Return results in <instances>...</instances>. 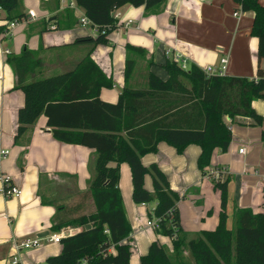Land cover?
Returning <instances> with one entry per match:
<instances>
[{
  "label": "crops",
  "instance_id": "obj_1",
  "mask_svg": "<svg viewBox=\"0 0 264 264\" xmlns=\"http://www.w3.org/2000/svg\"><path fill=\"white\" fill-rule=\"evenodd\" d=\"M258 1L264 5V0ZM31 10L37 19L11 30L7 28V12H0V176H11L13 183L22 188L20 197L6 198L0 193V264H11L17 254L16 239L25 237L40 238L43 245L21 251L23 264L47 262L50 256L61 253L62 243L48 240L56 232L54 221L65 215L58 206L76 202L88 190L97 157L94 148L55 139L45 114L16 140L18 111L25 103V94L15 88L16 75L8 63L9 54H20L26 47L34 51L42 62L31 76L37 79L60 69L70 71L91 52L114 82L112 88L101 90V98L108 102H117L126 86L147 88L150 72L167 78L162 67L167 60H176L187 70L193 65L202 70L211 66L216 72L221 68V57L228 55L226 75L249 79L258 78L259 66L264 67V59L258 57L259 39L252 34L255 13L242 9L235 0H167L158 10L125 4L114 11L117 26L109 34V43L97 46L75 43L77 37L91 34L89 27L79 23L81 15L86 14L75 0H20L21 12L27 15ZM237 11H241L239 16L235 15ZM6 49L9 54L4 52ZM128 59L136 63L129 79ZM140 73L144 85L137 87ZM253 105L264 119V99H256ZM228 125L232 129L229 149H215L209 167H226L229 171L231 215L236 208L264 212V120L256 125L253 118L240 116ZM241 148H245L244 153ZM158 149L155 156L143 155L142 161L147 166L157 163L178 193L182 237L188 241L204 230L215 229L222 211L221 191L198 166L201 147L192 144L180 154L160 142ZM2 150L8 151L5 156ZM120 171L123 205L132 228L127 239L133 251L130 263L141 264V256L158 240L176 264H194L189 249L175 256L173 239L168 236L169 242L161 231L146 227L156 206L149 209L147 204H136L133 196L132 201L129 164L122 163ZM149 175L145 176V187L154 191ZM90 203L93 205L92 199ZM87 227H66V233ZM149 230L154 233L141 235Z\"/></svg>",
  "mask_w": 264,
  "mask_h": 264
},
{
  "label": "trees",
  "instance_id": "obj_2",
  "mask_svg": "<svg viewBox=\"0 0 264 264\" xmlns=\"http://www.w3.org/2000/svg\"><path fill=\"white\" fill-rule=\"evenodd\" d=\"M75 1L99 28L97 35L79 36L75 43L97 46L109 43V34L117 26L116 8L132 4L158 10L167 0ZM235 1L242 9L254 11L252 34L259 39L258 57L264 59V5L258 0ZM0 6L9 20L25 15L20 11V0H0ZM130 48L143 53L142 49ZM7 60L16 75L15 88L25 94V103L18 111L16 140L45 114L55 139L97 152L88 190L76 202L58 206L65 210V215L56 219L52 228L57 232L66 227H89L64 237L61 253L50 256L48 264H79L83 259L89 264H131L133 251L127 239L132 228L120 189V166L125 162L132 173L134 202H157L150 218H160L158 231L173 239L175 256L187 248L195 264H264V212L236 208L235 230L232 229L227 178L214 180L222 201L218 226L187 241L182 237L178 193L156 163L147 166L142 161V156L157 151L162 141L179 153L196 144L201 147L198 166L206 175L215 149L226 152L231 144L232 129L227 117H250L256 125L263 124V116L253 102L264 99V67L259 66L258 78L249 79L209 75L196 65L187 70L176 60H167L162 65L167 78L150 72L147 88L126 86L117 102H108L101 98V90L112 88L114 82L91 57V52L76 68L37 79L31 76L42 62L34 51L26 47L20 54H9ZM135 64V60H127V79ZM148 173L153 175L154 191L145 187ZM90 199L93 209L86 212ZM140 261L176 264L158 240L151 243Z\"/></svg>",
  "mask_w": 264,
  "mask_h": 264
},
{
  "label": "built area",
  "instance_id": "obj_3",
  "mask_svg": "<svg viewBox=\"0 0 264 264\" xmlns=\"http://www.w3.org/2000/svg\"><path fill=\"white\" fill-rule=\"evenodd\" d=\"M72 7H75V4H71ZM3 10L2 6H0V12ZM241 11H237L235 13L236 16L240 15ZM115 16V15H114ZM116 18V17H115ZM37 19V15L34 10L29 11L27 15H24L21 18H16L12 20L7 21V28L9 30L13 29L20 23H30ZM79 23L82 27H89L91 35H97L99 33V28L93 24L90 18L88 16L82 14ZM8 34V33H7ZM6 54H9L10 51L6 49L4 51ZM221 62V68L218 71H214V69L211 66H208L204 71L209 74H217L221 76H225L227 73L228 63H229V56L225 55L222 56L220 59ZM232 118L227 117V122H231ZM8 151L2 150V155L5 156ZM241 153L245 152V148L240 149ZM206 176L210 179L214 180H225L227 176L229 175V171L226 167H209L206 170ZM0 180L2 182V188L0 189V193L6 197V198H13V197H20L22 194V188L13 183L12 177L6 174H1ZM160 218L159 217H153L146 221V227L150 229L158 230L160 228ZM69 235L73 234V231L69 229V232L66 233V228L61 229L59 232L52 233L48 240L51 242L60 243L61 240ZM43 245L42 239L40 238H32V237H25L22 239H16L15 241V247H16V255L12 258L11 264H23L20 253L24 250H30L33 248H38ZM79 264H89L87 259H83Z\"/></svg>",
  "mask_w": 264,
  "mask_h": 264
},
{
  "label": "rangeland",
  "instance_id": "obj_4",
  "mask_svg": "<svg viewBox=\"0 0 264 264\" xmlns=\"http://www.w3.org/2000/svg\"><path fill=\"white\" fill-rule=\"evenodd\" d=\"M85 44V43H84ZM86 44H90V43H86ZM63 72H65V70H56V71H54L53 73H48L45 77H49V76H52V75H56V74H60V73H63ZM42 77H44V76H42ZM38 78H41V77H38ZM145 80V78H144V76H143V73H140L139 74V76H138V79H137V82H136V86L137 87H141V86H143L144 85V81ZM184 82H185V84L188 86V87H191V83L189 82V81H187L186 79H184ZM162 142H164V141H162ZM164 143H167V142H164ZM168 144V143H167ZM168 145H170V144H168ZM171 147H174V146H172V145H170ZM158 148H159V145H158ZM175 148V147H174ZM176 149V148H175ZM176 151H177V149H176ZM159 152V149L157 150V151H155V152H150V153H147V154H145L144 156H146V155H151V156H155L157 153ZM178 152V151H177ZM179 153V152H178ZM181 154V153H180ZM157 164V163H156ZM151 165V164H150ZM149 165V166H150ZM158 165V164H157ZM160 167V166H159ZM161 168V167H160ZM161 170L166 174V172L161 168ZM148 174H150L149 176H150V180H151V182H152V187H153V175H152V173H148ZM167 175V174H166ZM168 177V176H167ZM169 179V178H168ZM170 181V180H169ZM131 183H132V181H131ZM131 183L129 184L130 186H131ZM170 185H171V183H170ZM171 188H172V186H171ZM147 189V188H146ZM173 189V188H172ZM174 190V189H173ZM124 193V192H123ZM130 197H131V200H132V196H133V193L131 192V190H130ZM133 201V200H132ZM89 202V201H88ZM156 204H157V202L156 201H154V202H150V203H147V207L146 208H149V209H153L155 206H156ZM93 209V205L92 204H90V202H89V204L88 205H86V209H85V211L86 212H90L91 210ZM233 216V217H232ZM231 217L232 218H230V221H229V226L232 228V229H234L235 230V217H234V215H232ZM147 233H154V231L153 230H149V231H145V232H143L141 235H143V234H147ZM162 234V233H161ZM162 235H164V234H162ZM163 237V236H162ZM165 237H167V239H168V241L170 242V238L168 237V236H165ZM23 255H24V253L22 254V258H23ZM21 256V255H20ZM25 264V263H24ZM40 264H48L46 261H44V262H42V263H40ZM195 264V263H194Z\"/></svg>",
  "mask_w": 264,
  "mask_h": 264
}]
</instances>
